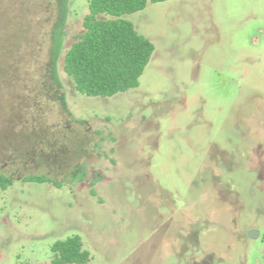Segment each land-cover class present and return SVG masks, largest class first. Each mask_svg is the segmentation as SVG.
Returning <instances> with one entry per match:
<instances>
[{"label": "rangeland", "instance_id": "obj_1", "mask_svg": "<svg viewBox=\"0 0 264 264\" xmlns=\"http://www.w3.org/2000/svg\"><path fill=\"white\" fill-rule=\"evenodd\" d=\"M87 13L88 0H0V174L13 179L0 264H50L74 235L86 264H264V0L124 15L154 51L138 87L109 98L63 71ZM57 136L60 186L22 181L44 168L30 149Z\"/></svg>", "mask_w": 264, "mask_h": 264}, {"label": "trees", "instance_id": "obj_2", "mask_svg": "<svg viewBox=\"0 0 264 264\" xmlns=\"http://www.w3.org/2000/svg\"><path fill=\"white\" fill-rule=\"evenodd\" d=\"M165 1L88 0V13L82 21L83 33L63 57V71L76 92L86 97L109 98L138 87L154 46L135 30L130 21L122 17L145 9L148 2ZM63 138L57 136L49 141L47 147L30 149L28 160L44 168L41 174L26 176L22 181L60 186L56 177L63 172L66 165L62 162L69 153L68 147L60 146ZM78 147L79 154L87 152L88 147H83V143ZM12 184L11 176L0 174V191ZM50 251V264H86L91 259L77 235L54 242ZM15 264L32 263L17 261Z\"/></svg>", "mask_w": 264, "mask_h": 264}, {"label": "water", "instance_id": "obj_3", "mask_svg": "<svg viewBox=\"0 0 264 264\" xmlns=\"http://www.w3.org/2000/svg\"><path fill=\"white\" fill-rule=\"evenodd\" d=\"M249 236H250V237L252 236V232L249 233Z\"/></svg>", "mask_w": 264, "mask_h": 264}]
</instances>
